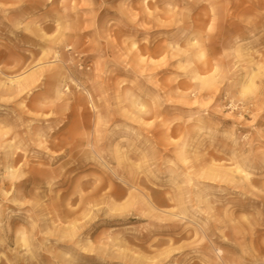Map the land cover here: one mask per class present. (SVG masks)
Listing matches in <instances>:
<instances>
[{
    "label": "rangeland",
    "instance_id": "1",
    "mask_svg": "<svg viewBox=\"0 0 264 264\" xmlns=\"http://www.w3.org/2000/svg\"><path fill=\"white\" fill-rule=\"evenodd\" d=\"M0 264H264V0H0Z\"/></svg>",
    "mask_w": 264,
    "mask_h": 264
},
{
    "label": "bare ground",
    "instance_id": "2",
    "mask_svg": "<svg viewBox=\"0 0 264 264\" xmlns=\"http://www.w3.org/2000/svg\"><path fill=\"white\" fill-rule=\"evenodd\" d=\"M194 20H196V19H194ZM195 27H196L195 32L199 33V31L202 28V26L198 22H196ZM192 44L196 45L198 43H197V41H192ZM199 50L200 51H198L197 55L200 57V56H202L204 54V52L202 51V49H199ZM236 51L238 53L237 57L239 59H241V63L242 64H250L251 62L254 61V58H253L252 54L250 53V51L244 52V50L242 48H240V47H237ZM188 62L192 63L191 58L188 59ZM204 63H206V61ZM207 65L209 66L211 64L207 62ZM237 68H238L237 70H242L243 71V69L247 68V66L242 65V67L241 66H237ZM202 69H203V67H202ZM192 71L194 72V77L197 78V79H200L202 81V83L205 84L206 81L204 79L203 80L201 79L200 73H199L202 70H200L198 68V69H193ZM242 73L238 77V81L239 82H241L244 79V77H245V74L244 73L242 74ZM8 78H9V82H10L11 86H15V88H17V89H25V88L28 87L29 84L34 82L33 77L23 78V77H20V76H8ZM252 80L253 79L250 78V83L249 82L244 83L242 85V88L244 90H246L252 84V82H253ZM3 83L6 84V82H3ZM11 86L8 87V88H12ZM58 94L59 95H63L62 89L58 90ZM116 152H117V156H118L119 159H124V158L128 157V152L121 150L120 145H117ZM199 154H200L199 145L192 147V144H190L189 142H185L181 146V156H182L183 160L186 161V162H188L191 159V155H194L196 157ZM12 159L16 160V158H14V157H12ZM33 170L41 172L40 170H38V168H33ZM205 172L207 174H209V175H212V176H218V175H222V174L225 175V176H228V177L231 176V177H233L232 180L235 178L234 177L235 176L234 173H239L240 179H242L243 181H247V182H251V175H252L251 172H249L241 164H237L234 168L221 169L216 163H212L207 168V171H205ZM7 177L11 178L12 180L20 177L18 169L15 168L12 164L7 166ZM13 184L15 186H18V185L20 186V183L17 185L15 183V181L13 182ZM63 195H66V193L64 192ZM148 204L150 206V212L152 210L157 209V206L154 204V201L151 200L150 198L148 199ZM64 213H65V215H68L69 212L65 211ZM60 229L61 228L59 227V230ZM66 229H69V233L68 234L72 235V224H70L68 227H66ZM25 245H27V244L25 243Z\"/></svg>",
    "mask_w": 264,
    "mask_h": 264
}]
</instances>
